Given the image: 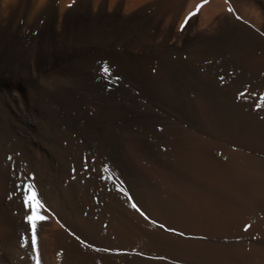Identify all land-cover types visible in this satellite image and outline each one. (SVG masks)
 Returning <instances> with one entry per match:
<instances>
[{
  "label": "bare ground",
  "instance_id": "bare-ground-1",
  "mask_svg": "<svg viewBox=\"0 0 264 264\" xmlns=\"http://www.w3.org/2000/svg\"><path fill=\"white\" fill-rule=\"evenodd\" d=\"M201 3L0 0V264L25 183L40 264H264V0Z\"/></svg>",
  "mask_w": 264,
  "mask_h": 264
},
{
  "label": "snow or ice",
  "instance_id": "snow-or-ice-1",
  "mask_svg": "<svg viewBox=\"0 0 264 264\" xmlns=\"http://www.w3.org/2000/svg\"><path fill=\"white\" fill-rule=\"evenodd\" d=\"M208 0H203V3L197 5L196 11L191 12L188 14L187 17H185L183 23L180 25L181 31L184 30V27L188 24V21L191 19V17L196 16L197 13L200 11V9L207 4ZM71 7V5H69ZM229 12L232 11L231 8L228 9ZM239 18V17H237ZM108 69L105 68V72H107ZM258 108L261 106H264V95L259 96L257 105ZM105 171H108L105 169ZM24 195H23V204L26 209V215H25V221L28 225H30V240H25L22 243V246L30 245V249L32 254L35 258V264H40V255L38 251V245H37V226L48 219V208L45 206V203L42 202V199L37 198V192L35 190V187L31 183H25L23 185L22 189ZM132 207H136L135 204L132 205ZM139 211V209H137ZM143 215V213H141ZM147 219V217H145ZM247 227L245 228V231H247Z\"/></svg>",
  "mask_w": 264,
  "mask_h": 264
}]
</instances>
